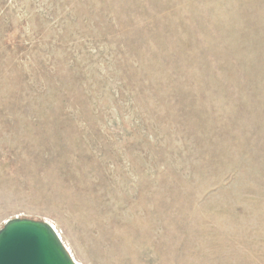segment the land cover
Here are the masks:
<instances>
[{
    "label": "rangeland",
    "instance_id": "374dc122",
    "mask_svg": "<svg viewBox=\"0 0 264 264\" xmlns=\"http://www.w3.org/2000/svg\"><path fill=\"white\" fill-rule=\"evenodd\" d=\"M77 264H264V0H0V227Z\"/></svg>",
    "mask_w": 264,
    "mask_h": 264
},
{
    "label": "water",
    "instance_id": "95a60500",
    "mask_svg": "<svg viewBox=\"0 0 264 264\" xmlns=\"http://www.w3.org/2000/svg\"><path fill=\"white\" fill-rule=\"evenodd\" d=\"M0 264H77L47 221L13 217L0 227Z\"/></svg>",
    "mask_w": 264,
    "mask_h": 264
}]
</instances>
